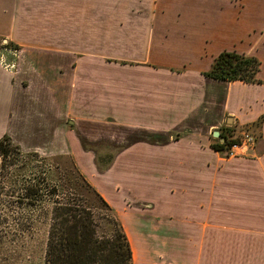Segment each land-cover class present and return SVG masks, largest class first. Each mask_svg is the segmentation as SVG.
<instances>
[{
  "label": "crops",
  "instance_id": "0c3cea01",
  "mask_svg": "<svg viewBox=\"0 0 264 264\" xmlns=\"http://www.w3.org/2000/svg\"><path fill=\"white\" fill-rule=\"evenodd\" d=\"M135 1L141 18L137 27H142L137 36L145 47L143 54L130 57L168 66L143 68L150 77L140 82L113 83L112 69L100 66L103 55H81L80 25L69 15L65 25L47 16V27L54 22L46 29L49 45L26 49L12 34L10 41L23 53L18 71L0 61V138L8 134L15 142L40 141L34 146L39 149L44 140L55 139L52 150L45 151L50 154L134 156L139 167L126 177L135 187L147 188L137 199L153 207L148 215L136 208L119 216L131 264H264V0ZM5 13L3 22L14 32L16 11ZM4 31L0 20V37ZM255 40L261 45L242 53L259 59L262 83L203 75L211 64H206L208 48L216 50V57ZM208 87L216 88L214 101H208ZM211 112L219 123L226 121L219 131L224 135L250 132L255 137L230 166V193L219 178L203 185L191 173L210 166L208 145L217 160L224 159L205 134L191 130L206 125ZM114 128L122 130L118 138L92 135ZM166 192L173 197L164 200ZM139 234L150 243L144 245ZM160 234L170 236L167 243H151L149 235ZM152 251L159 253L158 262Z\"/></svg>",
  "mask_w": 264,
  "mask_h": 264
},
{
  "label": "rangeland",
  "instance_id": "374dc122",
  "mask_svg": "<svg viewBox=\"0 0 264 264\" xmlns=\"http://www.w3.org/2000/svg\"><path fill=\"white\" fill-rule=\"evenodd\" d=\"M127 3L128 5L129 3H132V5L134 6L126 10ZM55 8H57V10L59 11H55ZM137 9L138 8H136L135 0H0L1 25L6 28V31L1 34L2 36L0 37V44L2 45L7 43L11 40V35L16 34L19 40H22V42H25L27 44L25 46L27 47L26 49L34 47L37 48L36 46H47L49 44L48 42H46V40L48 39L47 37L49 34H47L46 29L48 28L50 30L52 24L54 25V22L52 23L51 21L57 19L61 21L62 25H65L66 20L69 18V15L72 17L71 22L73 19L75 24L78 23L80 25L77 29L79 30L81 55H84L88 52L103 55V59L99 60L100 62H102L100 66H105V68L112 69L113 74L111 77L113 83L140 82L141 80L150 77V74H147L143 68L154 65L157 68L161 69L166 68L168 65L163 66V64L161 63L153 64L150 61H146L147 63H143L145 61L144 58L130 57L131 55L137 57V55L143 54V50L145 47L142 42V37L137 36L138 31L142 28L137 27L138 24H141V22L139 21V19L141 18H137V14L139 11ZM9 10L10 12H12V10H15L17 15V29L14 32L13 29L7 30V24L5 23V12H8ZM47 16H53L51 17V19L53 20L50 21L51 25L48 24V27L46 20ZM75 20H77L78 22ZM104 22H106L107 24V26L105 27L103 26ZM93 24L97 25L96 28H94V26H90ZM77 29H75V31ZM140 35L142 34L140 33ZM2 37L8 41L3 43ZM137 39L139 41H136ZM91 40L94 41V43H89V41ZM54 45H56V43ZM259 45H261V43L258 40L252 42L243 41L235 44L234 49H236L239 53H242L247 50L249 51L254 47L258 48ZM210 46L211 44H208V47ZM0 49L1 53L4 54L2 55V64L6 66L5 64L7 63H13L15 64L14 67L10 68L14 70L17 69L18 71L19 63L21 62L23 57L20 46L19 49H13L11 51H8L7 47H0ZM39 49L42 50L41 48ZM215 53V49L208 48L206 59L207 65L209 63H212V57L215 56ZM210 65L207 70L210 68ZM120 68H124L127 71L116 70ZM162 72L164 71H161V73ZM214 89L216 88L213 87V90ZM213 90L208 87L209 102L211 100H215L214 95L216 93ZM215 117H217L216 113L211 112L209 114L210 121L206 125L200 123L194 127L191 126V130L201 133L202 135L205 134L208 137L209 142H211L210 144L215 143L216 139L220 137H214L213 132L221 131V128L227 124L225 120H223L222 124L219 123V121L214 119ZM104 132L105 133L93 132L92 135L103 137L105 134H107L116 136L118 138L120 134H122V130H119V128H114L112 129V131ZM229 135V138H232V133H229ZM239 136L240 135H236L234 138H237ZM66 138L67 137L65 135L64 143L69 145L68 139ZM55 142V139L50 138L44 140V142H41L40 145L42 149L34 147L36 144H40V141L36 140L19 139V142L16 141L15 143L20 146L22 153L34 154V156H31V158L33 159L32 165H34L38 171L42 172L46 164V161L43 160L45 157L60 155L45 153V151L47 150H52V146L54 145L53 143ZM66 155L72 158V160L81 171V173L86 177V179L102 196H104L112 204L114 208L112 209L118 220L121 214H128L136 208L140 209L139 213L145 211V213L143 214H150L149 211L151 210V207H153V204L150 201L141 202L139 201V199H137L139 198L137 197V195L140 196L144 194L147 191V188L144 185L143 187H135V182L127 179L126 177L130 176L132 173H135V171L132 170H135L139 167L137 161H135L134 159V156L133 159H131L132 156L118 154ZM221 157H223L224 159L217 160L211 146L208 145L206 158L210 166L206 170L191 173H193V175L197 174V178H195V180L197 179V181L203 185L208 184L210 186L215 182L216 179L219 178L221 182L224 183L223 189L225 190V193H230L231 190L229 191L228 183L232 180V174L234 173L232 169L230 170V166H232V163L237 162V160L235 159V157L237 156L228 157L225 155V153H223ZM156 163L157 161L155 162V164ZM10 164L7 169H4L6 171L4 173L8 172L6 176H4V178H8L10 173L15 168ZM222 164H224L223 167ZM2 170L3 169H0V177ZM132 177L136 179V177L138 178L139 176L135 174ZM237 179L238 177L235 176L233 179L234 184L236 183ZM12 188L13 187H11V189ZM221 189H219L220 193H222ZM7 191L8 187H5L2 190L3 193L0 195L1 202H5L6 199L9 198ZM154 193L158 194L157 190H154ZM166 193L161 195L164 200H169L173 197L168 192ZM146 194L148 195V192ZM178 198L180 197L178 196L177 199ZM21 213L23 214L24 211L17 214ZM9 214L12 217L14 216V213L12 211ZM39 215L40 214H37V216ZM42 215L43 214L41 213L40 218L42 217ZM94 218L96 224L98 225L95 236L99 241L102 242V247H106L108 250V241L112 238L113 232L106 219L103 218V215L97 210L94 211ZM6 230L8 231L6 237H8L9 240L6 241L4 239V241L0 242V264H43L44 252L46 247V227L41 223V220L40 223L36 226V229L30 230L31 232L27 234L26 238L21 236L19 237V234L16 233L13 229L6 228ZM169 237L170 236H168L167 234H160L159 237L149 235V238H151V243L156 246H158V244L160 243L166 244ZM141 238L142 236L140 235V239ZM144 242L150 243V241H143V244ZM180 253L182 254V252ZM152 254L155 255V261L158 262L159 253L152 251ZM161 259H166V256H161Z\"/></svg>",
  "mask_w": 264,
  "mask_h": 264
},
{
  "label": "trees",
  "instance_id": "16d2710c",
  "mask_svg": "<svg viewBox=\"0 0 264 264\" xmlns=\"http://www.w3.org/2000/svg\"><path fill=\"white\" fill-rule=\"evenodd\" d=\"M0 47L19 49L12 41ZM259 69L257 57L224 50L214 57L203 75L226 81L262 83L257 78ZM233 142L234 139L220 132L212 147L225 151ZM31 156L34 154L22 153L8 134L0 138V169H3L0 195L5 187L9 195L5 202L0 201V242L9 240L6 228L26 238L41 220L46 227L43 264H131V247L122 224L72 158L66 154L45 157V168L41 172L32 165ZM9 164L15 168L4 178L8 173H4V169ZM95 210L103 215L113 232L108 250L95 236L98 227ZM11 211L13 217L9 214Z\"/></svg>",
  "mask_w": 264,
  "mask_h": 264
},
{
  "label": "built area",
  "instance_id": "2783aa9c",
  "mask_svg": "<svg viewBox=\"0 0 264 264\" xmlns=\"http://www.w3.org/2000/svg\"><path fill=\"white\" fill-rule=\"evenodd\" d=\"M1 62L3 63V58L1 57ZM6 67H14L15 64H5ZM228 139H234V142L229 146L225 151V155L228 157H234L241 154H244L250 146H253L255 143V137L250 132H243L239 137L237 138H229ZM221 141H224V138L221 139Z\"/></svg>",
  "mask_w": 264,
  "mask_h": 264
},
{
  "label": "water",
  "instance_id": "95a60500",
  "mask_svg": "<svg viewBox=\"0 0 264 264\" xmlns=\"http://www.w3.org/2000/svg\"><path fill=\"white\" fill-rule=\"evenodd\" d=\"M7 40L6 39H4V42H6ZM213 136L214 137H218V136H220V132L219 131H214L213 132Z\"/></svg>",
  "mask_w": 264,
  "mask_h": 264
}]
</instances>
